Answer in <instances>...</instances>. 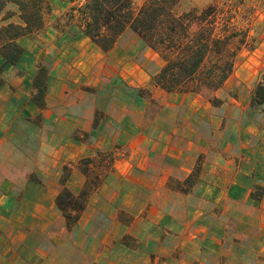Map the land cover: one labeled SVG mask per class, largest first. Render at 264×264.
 I'll list each match as a JSON object with an SVG mask.
<instances>
[{
  "label": "crops",
  "instance_id": "crops-1",
  "mask_svg": "<svg viewBox=\"0 0 264 264\" xmlns=\"http://www.w3.org/2000/svg\"><path fill=\"white\" fill-rule=\"evenodd\" d=\"M48 1L42 28L0 34V264H264V104L251 107L264 31L215 107L153 85L164 62L121 43L126 32L104 52L84 32V0ZM12 24L25 25L8 2L0 29ZM11 43L23 49L15 64L2 54ZM146 87L160 105L152 118ZM112 151L69 230L56 204L66 165ZM85 183L74 167L67 188Z\"/></svg>",
  "mask_w": 264,
  "mask_h": 264
},
{
  "label": "trees",
  "instance_id": "trees-1",
  "mask_svg": "<svg viewBox=\"0 0 264 264\" xmlns=\"http://www.w3.org/2000/svg\"><path fill=\"white\" fill-rule=\"evenodd\" d=\"M181 1L146 0L135 9L133 0H84L78 12L85 34L104 52L113 50L122 35L131 30L157 53L164 65L152 77L153 85L170 94L200 95L219 106L222 101L215 93L234 72L244 38L238 40L240 33L232 14L227 19L221 18L223 8L219 4L180 12ZM8 2L19 5L25 25L12 24L0 29V34L16 39L42 28L44 14L50 10L48 0H0V11ZM22 53L23 49L16 43L2 50L7 64L17 63ZM2 84L0 81V87ZM43 84L44 77L40 74L36 85L41 89ZM263 104L264 79L256 85L251 107ZM109 155L98 153L80 160L79 169L86 177V183L78 195L67 188L70 172L65 169L56 204L69 230L79 222L90 196L111 172L113 157ZM99 167L103 172L97 171Z\"/></svg>",
  "mask_w": 264,
  "mask_h": 264
},
{
  "label": "rangeland",
  "instance_id": "rangeland-1",
  "mask_svg": "<svg viewBox=\"0 0 264 264\" xmlns=\"http://www.w3.org/2000/svg\"><path fill=\"white\" fill-rule=\"evenodd\" d=\"M145 1L146 0H133L134 8L139 9ZM210 4H219L223 8V14L221 17L222 19L223 18L227 19V17L230 14H232V16L234 17L233 21L240 33L238 40H243L244 38V42L241 44L237 58L240 54H242V51H247V52L253 51L257 47V43L260 41V38L264 31V0H182L179 7V11L184 12L194 8H203ZM249 32L250 33L254 32L255 34H250ZM122 42L126 44H130L134 48L137 47L141 48V44L147 47L146 44L141 43L142 41L131 30L126 31V34L123 37V41H121V43ZM145 47L144 50L146 49ZM145 58L148 57L145 55ZM157 67H158L157 61L152 60L151 68H150L152 72L156 71ZM231 76L229 77V79L231 78ZM262 79H264V74H262L259 81ZM151 91L152 90L149 87L140 89V94L142 96H145V98H147L150 102L148 109V118H152L160 107L159 103H157L153 99ZM217 92L215 93L216 97H217ZM106 154L108 155L110 154L109 157H112L113 156L112 154L114 153L112 151V152H106ZM108 160L109 158L107 159V161ZM112 160L114 163V158H112ZM74 167L79 169V162L75 166L66 165L65 169H68V171L71 174ZM101 167L97 168V171L100 173L103 172L101 170ZM192 181H194V179Z\"/></svg>",
  "mask_w": 264,
  "mask_h": 264
}]
</instances>
